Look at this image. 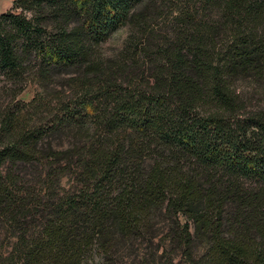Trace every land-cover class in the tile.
Masks as SVG:
<instances>
[{"label": "trees", "instance_id": "16d2710c", "mask_svg": "<svg viewBox=\"0 0 264 264\" xmlns=\"http://www.w3.org/2000/svg\"><path fill=\"white\" fill-rule=\"evenodd\" d=\"M0 77V264H264V0H12Z\"/></svg>", "mask_w": 264, "mask_h": 264}, {"label": "rangeland", "instance_id": "374dc122", "mask_svg": "<svg viewBox=\"0 0 264 264\" xmlns=\"http://www.w3.org/2000/svg\"><path fill=\"white\" fill-rule=\"evenodd\" d=\"M11 7L12 0H0V15L9 11ZM125 36L126 30H120L112 34L107 41L101 44L100 50L102 54L110 57L111 55L117 53L122 46V42ZM5 86L6 85L4 80H2V78L0 77V92L2 89H5ZM40 92L42 91H40V88H38L36 84L28 83L24 86V89L16 95L15 99L19 102L26 103L31 100V98L34 97L35 94H39ZM61 184L64 185V180L61 181Z\"/></svg>", "mask_w": 264, "mask_h": 264}]
</instances>
